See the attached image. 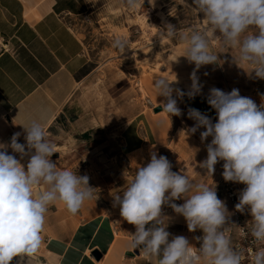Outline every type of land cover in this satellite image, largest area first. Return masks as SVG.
<instances>
[{
  "label": "clouds",
  "instance_id": "1",
  "mask_svg": "<svg viewBox=\"0 0 264 264\" xmlns=\"http://www.w3.org/2000/svg\"><path fill=\"white\" fill-rule=\"evenodd\" d=\"M125 3L130 10H136L143 7L144 0ZM182 3L197 15L202 14L206 27L185 32L166 23L158 34L170 39L178 37L186 44L182 56L195 64L187 93L173 88L174 80H153L157 97L164 98L158 106L169 116L182 114L177 98L187 95L191 99L201 93L196 71L219 60L211 48L212 39L220 40L226 48L238 49L235 63L250 66L257 78L264 79V0ZM113 47L124 53L128 42L117 37ZM207 103L217 114L215 123L195 108L188 110V117L195 121L189 132L203 127L206 130L200 133L201 141L211 137L206 146L207 158L199 167L212 175L215 165L224 161V180L245 185L235 209L241 213L247 209L252 217L250 234L258 247L250 250L251 264H264V103L258 106L253 99L241 96L238 89L225 92L215 87L209 90ZM23 127L25 144L18 142L20 132L13 134L10 144H0V264H10L14 257L20 258L17 264H31L43 243L50 207L60 202L75 215L95 195L87 175L60 169L52 161L55 145L40 122L32 121ZM8 148L20 158L8 154ZM25 157L26 164L22 163ZM150 157V162L138 167L127 181L122 195H113L120 216L136 229L128 251L139 249L149 264L153 258L156 264H243L245 253L234 247L226 234L230 214L214 187L194 182L185 172L173 171L166 156L152 152ZM181 199L184 203L174 202ZM165 205L184 218L189 232L202 230L203 235L195 237L200 242L198 248L187 237L172 236L166 230L169 217L162 213Z\"/></svg>",
  "mask_w": 264,
  "mask_h": 264
},
{
  "label": "rangeland",
  "instance_id": "2",
  "mask_svg": "<svg viewBox=\"0 0 264 264\" xmlns=\"http://www.w3.org/2000/svg\"><path fill=\"white\" fill-rule=\"evenodd\" d=\"M88 1V10L68 22L83 42L91 70L74 90L69 118H60L45 131L47 138L55 145L56 153L51 157L52 161L60 169L87 175L90 186L95 188V195L75 215L70 214L60 202L52 205L46 217L43 239H71L73 229L92 220L95 213L116 231L110 245L102 246L104 260L100 264H119L117 259L137 255L135 251L126 250L123 253L124 249H128L131 234L136 229L120 216L119 207L114 206L113 195H122L127 181L134 177L137 168L150 162L152 152L166 156L173 171L185 172L197 183L210 186L211 181L214 189H217L218 197L226 204L230 214L228 226L232 228L235 215L231 202L225 197L226 181L222 176L224 161L215 165L212 175L199 167L207 158L206 146L211 142V137L201 141L200 133L206 129L201 127L195 133H190L189 129L195 125V121L186 117L188 113L183 109L180 116H169L162 112V108L154 110L164 98L157 97L153 80L165 77L174 80L173 88L188 91L192 83L191 74L195 69V64L182 56L186 44L178 37L170 39L159 37L158 34L166 23L185 32L196 27H206V22L201 21L203 16L185 7L182 0H154V3L144 0L143 7L136 10H130L125 0ZM187 3L191 5L192 0H187ZM117 37L128 42L124 53H119L113 47ZM210 43L219 60L217 64L203 65L196 71L202 85L201 93L209 94L213 87L225 92L238 89L241 96L264 101V79L257 78L250 66L235 63L238 49L226 48L218 39H212ZM173 96L177 98L175 92ZM177 105L181 109L180 98H177ZM143 113L150 117L155 114L163 117L166 115V123L167 120L174 122L169 146L159 150L157 148L158 151L155 146H149L147 151L138 149L129 153L125 140L130 132L127 126L131 118ZM92 115L97 116L102 124L84 134L73 126L74 119ZM211 120L216 122L215 119ZM2 133L0 144L8 145ZM7 152L20 158L11 148ZM27 159L25 157L22 163L26 164ZM162 213L173 221L180 217L173 210L162 208ZM197 234L202 236V230L198 229ZM233 234L232 228L230 239ZM189 239L194 246L195 238L192 234Z\"/></svg>",
  "mask_w": 264,
  "mask_h": 264
},
{
  "label": "crops",
  "instance_id": "3",
  "mask_svg": "<svg viewBox=\"0 0 264 264\" xmlns=\"http://www.w3.org/2000/svg\"><path fill=\"white\" fill-rule=\"evenodd\" d=\"M88 7V0H0L2 138L12 137L14 133L20 132L18 142L21 143L26 136L23 126H29L32 121H38L44 129H48L60 118H69L74 90L91 69L84 53L83 42L68 21L85 13ZM207 96L208 94L200 93L190 99L185 95L180 98L181 110L187 114L190 108H195L210 119L217 120L215 110L207 103ZM254 101L258 106L264 103ZM92 116L74 119L73 126L84 134L102 124L97 116ZM185 116L188 117V114ZM165 118L167 119L166 115L163 117L155 114L150 117L145 113L131 118L127 126L130 132L125 137L127 151H147L149 146H155V150H159L169 146L174 122L167 120L166 123ZM210 186L214 187L211 181ZM93 214L92 220L73 229L71 239H43L39 252L31 259V264L103 262L104 251L99 249L100 245L109 246L116 231L113 226L103 222L104 219L99 218L98 214ZM166 230L172 236L187 237L189 242L190 234L194 238L198 237V229L189 232L182 216L174 221L170 218ZM171 238L170 236L169 239ZM194 246H200L196 239ZM126 250L128 249H124L123 253ZM94 251H98L99 258H96ZM19 259L14 257L10 264H17ZM117 260L119 264H149L139 252L134 257L124 256ZM151 264H156L155 258Z\"/></svg>",
  "mask_w": 264,
  "mask_h": 264
},
{
  "label": "built area",
  "instance_id": "4",
  "mask_svg": "<svg viewBox=\"0 0 264 264\" xmlns=\"http://www.w3.org/2000/svg\"><path fill=\"white\" fill-rule=\"evenodd\" d=\"M244 188L243 184L235 182H226L224 185L225 197L229 199L234 209L235 220L232 222L234 234L232 236V244L234 247H239L245 253L243 264H251V251L258 247L253 243V237L250 234V221L252 217L250 213L245 210L244 213L238 212L235 209V205L239 202V193ZM177 204L181 203V200L174 201ZM163 209L172 210L168 206H162ZM246 216L247 218H244ZM227 235L231 237L232 228L228 226Z\"/></svg>",
  "mask_w": 264,
  "mask_h": 264
},
{
  "label": "bare ground",
  "instance_id": "5",
  "mask_svg": "<svg viewBox=\"0 0 264 264\" xmlns=\"http://www.w3.org/2000/svg\"><path fill=\"white\" fill-rule=\"evenodd\" d=\"M201 16H203L202 14H201ZM141 21V20H140ZM141 26L142 27H144L143 26V22L141 21ZM4 139H5V141H6V143L7 144H10V142H11V136H6V137H4ZM101 251L103 250L104 251V248L102 247V245H100V248H99ZM139 255H140V253H139ZM141 256V255H140Z\"/></svg>",
  "mask_w": 264,
  "mask_h": 264
},
{
  "label": "water",
  "instance_id": "6",
  "mask_svg": "<svg viewBox=\"0 0 264 264\" xmlns=\"http://www.w3.org/2000/svg\"><path fill=\"white\" fill-rule=\"evenodd\" d=\"M161 107L157 106L154 108L155 111H158L160 110ZM136 253L139 252V249L135 250ZM94 255L96 256V258H99L100 257V254L98 253V251H94Z\"/></svg>",
  "mask_w": 264,
  "mask_h": 264
}]
</instances>
